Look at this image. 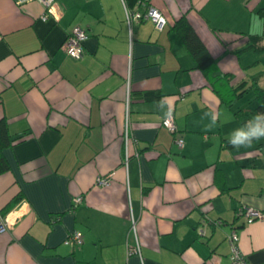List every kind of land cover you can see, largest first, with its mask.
<instances>
[{"label":"crops","instance_id":"crops-1","mask_svg":"<svg viewBox=\"0 0 264 264\" xmlns=\"http://www.w3.org/2000/svg\"><path fill=\"white\" fill-rule=\"evenodd\" d=\"M141 1L160 30L128 28L122 0H55L56 20L36 1L0 0V118L20 137L2 150L0 213L18 216L0 264H229L230 230L245 261L264 264V216L236 215L264 209V149L224 146L242 133L238 98L219 102L171 29L183 16L217 71L264 86V49H243L264 0ZM74 25L78 58L61 50ZM168 109L173 135L159 123ZM72 231L79 245L63 243Z\"/></svg>","mask_w":264,"mask_h":264},{"label":"trees","instance_id":"trees-1","mask_svg":"<svg viewBox=\"0 0 264 264\" xmlns=\"http://www.w3.org/2000/svg\"><path fill=\"white\" fill-rule=\"evenodd\" d=\"M137 1L138 0H122L124 6L129 9H134L133 5H137ZM257 13L261 17V33L254 35L244 34L243 49L250 48L253 51H262L264 49V7L258 9ZM171 29L192 59L195 68L203 76L207 87L216 95L220 103L229 106L234 99L240 98L250 91L251 99L255 102L254 106L248 110H244L243 108L232 110V116L242 131L239 137L232 139L238 140L250 136L256 130H264V116L251 119L247 123L250 117L255 113H264V86H260L257 83V77H251L249 81L241 80L235 82L229 73L217 71L214 60L208 54L202 42L183 16L178 17L173 22ZM260 41H262V43L257 45ZM141 97L143 100L156 101L161 95L155 91H143ZM170 134L173 135L174 133ZM19 138V136L11 135L8 132L5 120L0 118V174L7 170V163L3 157L2 150ZM173 139L174 137L172 138V142ZM222 142L227 148H235L229 143V139L222 138ZM251 144H254L258 149H264V138L254 140Z\"/></svg>","mask_w":264,"mask_h":264},{"label":"built area","instance_id":"built-area-1","mask_svg":"<svg viewBox=\"0 0 264 264\" xmlns=\"http://www.w3.org/2000/svg\"><path fill=\"white\" fill-rule=\"evenodd\" d=\"M29 0H13L15 4H21ZM38 2L43 7V13L40 15L41 19L46 17H51L54 20L59 17V10H57L55 5V0H33ZM137 5L141 6L140 9H129L124 6V22L129 28L131 23L145 22L149 21L155 30H160L165 23L164 17L161 13L152 5L146 4L145 2L138 0ZM85 32L77 25L72 26L65 34L63 41L61 43V50L64 54L70 58H78L82 53L81 43L85 39ZM160 125L163 126L169 133H175L176 127L172 119L171 111L168 109L166 114L160 119ZM125 136V135H124ZM125 139V137H124ZM173 143L177 148L182 146V139L180 137H174ZM94 183L96 185L105 186L108 184V176H97L95 177ZM79 197L73 198V203L79 201ZM14 212H6L4 214L0 213V233L5 232L10 229L11 225L17 219ZM18 213V212H17ZM237 214L241 215L245 223L250 222L253 219H258L264 216V209H254L249 206H241L237 211ZM133 221L131 220L130 227L132 228ZM226 239L228 242V262L229 264H249L245 261L243 254L239 251L237 246V235L234 230H230ZM66 245H79L80 235L77 231H72L63 240ZM138 251L136 245L130 246L127 252L136 253Z\"/></svg>","mask_w":264,"mask_h":264},{"label":"clouds","instance_id":"clouds-1","mask_svg":"<svg viewBox=\"0 0 264 264\" xmlns=\"http://www.w3.org/2000/svg\"><path fill=\"white\" fill-rule=\"evenodd\" d=\"M260 116H264V113H261V112L255 113L252 117H250V119L247 121V123L251 119H255V118L260 117ZM261 138H264V130H256L250 136H246V137L238 139V140H234L230 137L229 143H231L233 147H245V146H250L254 140H259Z\"/></svg>","mask_w":264,"mask_h":264},{"label":"rangeland","instance_id":"rangeland-1","mask_svg":"<svg viewBox=\"0 0 264 264\" xmlns=\"http://www.w3.org/2000/svg\"><path fill=\"white\" fill-rule=\"evenodd\" d=\"M259 84V83H258ZM263 86V83L259 84ZM255 102L251 99L250 91L245 93L242 97L238 98V100H234L231 104L232 109L243 108L244 110H248L254 106Z\"/></svg>","mask_w":264,"mask_h":264}]
</instances>
